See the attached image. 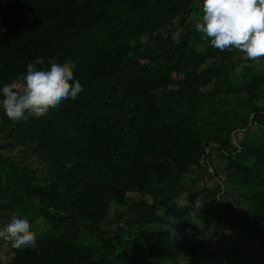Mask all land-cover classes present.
Returning a JSON list of instances; mask_svg holds the SVG:
<instances>
[{
	"label": "trees",
	"instance_id": "obj_1",
	"mask_svg": "<svg viewBox=\"0 0 264 264\" xmlns=\"http://www.w3.org/2000/svg\"><path fill=\"white\" fill-rule=\"evenodd\" d=\"M202 11L0 0V90L38 58L70 64L83 86L43 117L0 107V221L27 215L37 234L36 249L0 238V264H264V76L211 47ZM230 235L260 244L258 262Z\"/></svg>",
	"mask_w": 264,
	"mask_h": 264
},
{
	"label": "clouds",
	"instance_id": "obj_2",
	"mask_svg": "<svg viewBox=\"0 0 264 264\" xmlns=\"http://www.w3.org/2000/svg\"><path fill=\"white\" fill-rule=\"evenodd\" d=\"M195 29L215 49H236L251 61L264 58V0H203L202 18L195 23ZM42 63L39 58L29 63L20 82L6 84L0 90V107L10 120L43 117L65 100L77 99L83 91L70 64L53 62L48 69H38L37 64ZM178 206H186V201H178ZM191 214L197 216V209ZM179 222L178 218H171L173 232L172 225ZM0 238L18 249L37 248V234L29 217L18 212H13L10 221L0 226Z\"/></svg>",
	"mask_w": 264,
	"mask_h": 264
},
{
	"label": "rangeland",
	"instance_id": "obj_3",
	"mask_svg": "<svg viewBox=\"0 0 264 264\" xmlns=\"http://www.w3.org/2000/svg\"><path fill=\"white\" fill-rule=\"evenodd\" d=\"M201 14V13H200ZM182 28H179L178 31L175 32V36L177 37L178 34L182 31ZM204 49V47H202ZM246 65H250L253 68H256L258 70V74L260 76H264V58H260L256 61H249ZM20 149H16L15 151H13V154L18 157L20 159V157L22 158V154L21 151H19ZM212 184L210 182H208L207 184H205L204 182L200 183V188L203 187H210ZM197 190V189H196ZM148 200H150L148 198ZM3 222V223H2ZM5 220L2 219V221H0V226L4 225ZM203 225V224H202ZM206 226V225H203ZM222 243L225 246H228L232 249L235 250H239V253L242 254V256H247V259H251V257H254L253 254H257L259 252H261L262 248L260 244L254 243L253 241L251 242V240L249 239H243L241 237H238L236 235H230L229 237L225 238V236L223 237V239L219 238ZM215 249H213L214 252ZM257 262L259 260L256 257H254ZM193 257H188V259H186V261L189 263V261H192ZM180 264H183V261H180ZM218 264V263H215Z\"/></svg>",
	"mask_w": 264,
	"mask_h": 264
}]
</instances>
